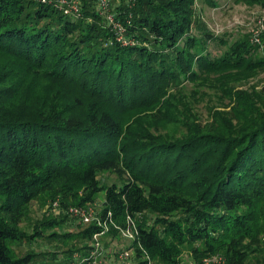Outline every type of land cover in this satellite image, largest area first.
Here are the masks:
<instances>
[{
    "label": "trees",
    "instance_id": "trees-1",
    "mask_svg": "<svg viewBox=\"0 0 264 264\" xmlns=\"http://www.w3.org/2000/svg\"><path fill=\"white\" fill-rule=\"evenodd\" d=\"M80 1L76 18L47 2L0 0V264H43L15 246L59 237L89 252L94 235L117 236L130 221L133 264H177L186 246L264 264V89H238L264 72L262 46L216 36L198 0H110L119 41L97 0ZM213 44L226 52L212 56ZM188 83L220 92L207 126ZM166 123L184 132L165 134ZM101 193V225L70 220L69 207L95 206ZM43 198L60 201L56 216L23 230ZM71 221L79 231L60 234Z\"/></svg>",
    "mask_w": 264,
    "mask_h": 264
},
{
    "label": "rangeland",
    "instance_id": "rangeland-1",
    "mask_svg": "<svg viewBox=\"0 0 264 264\" xmlns=\"http://www.w3.org/2000/svg\"><path fill=\"white\" fill-rule=\"evenodd\" d=\"M252 3L253 4L245 3L241 0H220L219 6L215 8L208 6L202 0H198L196 6L197 16L216 36H223L229 40L230 43L246 37L251 39L250 36L253 37V35L259 31L260 26L264 24V0H259L258 2L253 1ZM115 12L114 10L111 13L114 14ZM262 38L260 55L264 57V34ZM226 50L227 46H223L222 44H213L210 46L211 54L215 57L221 56ZM187 85V94L193 91V95L196 96V103H194L193 106L197 120L202 125L207 126L212 119L209 114V108L213 106L216 109H220L218 107L220 106L221 100L220 92L213 91V88L209 85L196 86L192 83H188ZM252 86L256 87L257 90L264 89V72L250 79L247 83L240 85L238 89L247 90ZM227 102L228 101H225V103ZM183 132L184 130L179 127V124L166 123L163 125V133L172 137L181 136ZM100 178L104 182H112L116 179L115 176L111 174H101ZM56 200L45 203L43 198L33 202L29 208L25 221L21 225L22 229L27 232H33L35 226L40 225L44 218L55 217L59 209H54L52 204ZM102 202L103 194L101 193L98 196V202L93 206L95 213L99 212ZM70 220H72V218ZM72 221L60 228L58 232L60 234H76L79 228L75 223L72 224ZM80 225L86 227L85 224L81 223ZM100 242L102 248L100 250L98 264H133L137 247H132L133 241L125 237L122 233L113 236L106 232L100 237ZM15 248L18 255H24L28 251L40 253L41 255L38 258V262L43 264H55L57 261H64L66 259L68 264H70L73 262L72 260H74L75 256H85L88 254V252H86L87 248H85V243L78 238L67 240L59 237L57 240L52 241L45 239L34 244L16 245ZM193 248V246H186L177 264H203L206 259L212 258L211 255L203 256V258H201V256L198 257ZM126 250L130 251L131 254V258L128 260H121L118 255H115V252L120 253ZM70 253L73 254L70 256ZM218 257L219 261L216 264H225V262L220 259L221 257ZM151 264L162 263L156 261Z\"/></svg>",
    "mask_w": 264,
    "mask_h": 264
},
{
    "label": "built area",
    "instance_id": "built-area-1",
    "mask_svg": "<svg viewBox=\"0 0 264 264\" xmlns=\"http://www.w3.org/2000/svg\"><path fill=\"white\" fill-rule=\"evenodd\" d=\"M31 1H39V2H47L49 4H54V6L66 15H70L73 17H80L82 8L80 0H31ZM98 7L101 12L106 15L107 22L109 25L113 27L115 31H117L118 40H122V25L117 21L116 15L111 13V1L110 0H97ZM264 34V24L260 26L259 31L255 33L252 37V42L262 46V35ZM52 207L54 209H60L61 204L59 200L53 202ZM67 212L72 218H76L82 223L89 224L93 221H98V225H101V222L98 218H95V211L93 206L85 207H69ZM119 230V233H122L125 237L132 240L133 242L137 240L138 230L136 228V224L134 221H130L129 225L126 229H121L116 227ZM107 228L105 231L94 235L93 241L91 243V248L85 256L78 255L75 256L73 262L70 264H98L99 262V254L102 248L100 237L103 236L107 232ZM121 260H128L131 258L130 251H121L118 255ZM223 262L224 260L220 258ZM219 261L218 256H214L210 259H206L203 264H216Z\"/></svg>",
    "mask_w": 264,
    "mask_h": 264
}]
</instances>
